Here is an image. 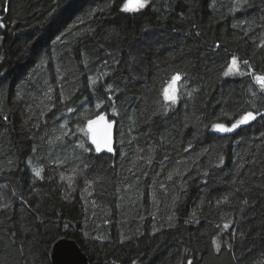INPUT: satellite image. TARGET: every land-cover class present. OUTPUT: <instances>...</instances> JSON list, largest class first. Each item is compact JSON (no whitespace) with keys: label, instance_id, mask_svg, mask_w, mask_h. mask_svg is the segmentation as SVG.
Returning <instances> with one entry per match:
<instances>
[{"label":"trees","instance_id":"1","mask_svg":"<svg viewBox=\"0 0 264 264\" xmlns=\"http://www.w3.org/2000/svg\"><path fill=\"white\" fill-rule=\"evenodd\" d=\"M124 2L0 0V264H51L62 237L91 264H264V116L212 127L264 113L249 75L223 76L233 56L264 75V0ZM98 113L115 155L77 131Z\"/></svg>","mask_w":264,"mask_h":264},{"label":"snow or ice","instance_id":"2","mask_svg":"<svg viewBox=\"0 0 264 264\" xmlns=\"http://www.w3.org/2000/svg\"><path fill=\"white\" fill-rule=\"evenodd\" d=\"M149 4V0H125L123 3L122 10L125 12H139L140 10L146 8ZM5 27V24L0 19V28ZM241 64L249 66V62L247 60L239 61L237 57L233 56L231 58L230 63L227 65L226 69L223 71V76L228 77L230 75H249L256 85L259 86V90L261 93H264V75H253L251 72L243 71L241 68ZM250 67V66H249ZM182 80V76L177 73L173 75L167 84L162 88V99L166 103L176 104L179 100V83ZM93 84L96 83L95 80L92 81ZM254 95V93H253ZM96 107L99 109L101 105L97 104ZM69 112L74 111V109L69 108ZM113 112L115 113V108H113ZM264 116V113L247 111L245 114L240 115L238 119H235L234 122L231 123L230 126L224 123H215L212 125L215 131L221 133H230L240 128L242 125H247L251 121L257 119V116ZM7 120V117H4ZM115 121L108 120L107 116L104 113H98L95 118L87 119L86 125L81 127L77 125V131L84 134L91 141V145H94V151L101 152L102 150H107L108 152L113 151V125ZM65 129H67V124L63 125ZM68 131H71L70 129ZM66 134V133H65ZM57 139H61V137H57ZM79 147L84 149L85 151H93L91 147L85 148V143L81 141L79 143ZM43 168L36 169L35 175L37 177H42ZM61 180H67L69 186L72 184L71 177L61 176ZM89 186H91L92 181H88ZM228 227L227 224L224 226ZM216 250H220V245L217 244ZM188 264H192V261H188Z\"/></svg>","mask_w":264,"mask_h":264},{"label":"water","instance_id":"3","mask_svg":"<svg viewBox=\"0 0 264 264\" xmlns=\"http://www.w3.org/2000/svg\"><path fill=\"white\" fill-rule=\"evenodd\" d=\"M6 43V37L1 36L0 37V54L3 51ZM255 113V112H254ZM105 114V113H104ZM108 118V120L112 121L107 114H105ZM260 117V115L257 116V119L254 121H251L247 125H242L240 128L236 129L233 132H238L242 128L250 127L252 126ZM95 118V117H94ZM218 135L223 136L225 134L229 133H221L218 131H215ZM91 143V141H90ZM93 148H95L94 145H92ZM117 122L115 121V124L113 125V151L108 152L106 149L102 150L101 152H96L99 155L107 154V155H115L117 152ZM49 258L51 261V264H91L89 257L87 254L82 250V248L79 246V244L70 238L62 237L59 238L50 248L49 251Z\"/></svg>","mask_w":264,"mask_h":264},{"label":"rangeland","instance_id":"4","mask_svg":"<svg viewBox=\"0 0 264 264\" xmlns=\"http://www.w3.org/2000/svg\"><path fill=\"white\" fill-rule=\"evenodd\" d=\"M90 141V140H89Z\"/></svg>","mask_w":264,"mask_h":264}]
</instances>
